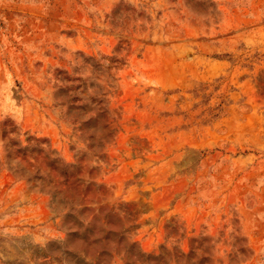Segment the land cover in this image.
Segmentation results:
<instances>
[{
  "label": "rangeland",
  "instance_id": "obj_1",
  "mask_svg": "<svg viewBox=\"0 0 264 264\" xmlns=\"http://www.w3.org/2000/svg\"><path fill=\"white\" fill-rule=\"evenodd\" d=\"M42 154L77 161L146 253L264 264V0H0V264L87 251L9 169L44 175Z\"/></svg>",
  "mask_w": 264,
  "mask_h": 264
},
{
  "label": "trees",
  "instance_id": "obj_2",
  "mask_svg": "<svg viewBox=\"0 0 264 264\" xmlns=\"http://www.w3.org/2000/svg\"><path fill=\"white\" fill-rule=\"evenodd\" d=\"M58 89L64 93L62 88ZM59 104L65 105L67 111H71L70 118L73 123H76V130L81 135L85 134L90 121L94 119L92 115H87L84 119L81 117L79 110H82L85 105L75 103V100L69 96L61 100ZM93 114L100 119H103L105 115L104 106L99 101L95 102ZM100 119H98L99 125H102L100 129L106 130L105 121L100 124ZM32 150L27 147L16 149L23 155ZM42 157L45 158L44 166L48 168V171L43 173L44 175L39 173L37 167L29 170L28 168L32 165H23L20 160L14 161V167L9 169H13L14 173L24 177L32 187L47 193L51 207L61 212L66 227V236L79 237V240L86 246L87 251L80 255L71 252L77 256L75 258L77 264H118L116 260L120 264H169L172 261L163 254L142 251L127 237V226L124 227V219L119 216L118 211L91 200L86 191L90 186L94 188V185L89 180L75 174L79 169L77 161L67 163L49 158L45 154H42ZM132 226L133 224H130L128 228ZM189 241L199 243L200 240L192 238ZM192 254L193 247L189 245L186 257L190 258ZM179 255L183 253L180 252ZM200 261L205 262V257ZM189 264H194V261Z\"/></svg>",
  "mask_w": 264,
  "mask_h": 264
}]
</instances>
